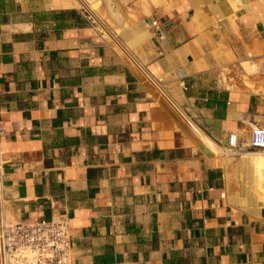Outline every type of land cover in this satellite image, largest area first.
<instances>
[{"label": "crops", "instance_id": "crops-1", "mask_svg": "<svg viewBox=\"0 0 264 264\" xmlns=\"http://www.w3.org/2000/svg\"><path fill=\"white\" fill-rule=\"evenodd\" d=\"M259 128L264 0H0L4 215L73 264H264Z\"/></svg>", "mask_w": 264, "mask_h": 264}, {"label": "built area", "instance_id": "built-area-1", "mask_svg": "<svg viewBox=\"0 0 264 264\" xmlns=\"http://www.w3.org/2000/svg\"><path fill=\"white\" fill-rule=\"evenodd\" d=\"M92 12V11H91ZM95 22L98 20L95 18ZM157 26V22L152 23ZM158 38L163 33H157ZM126 57L144 74L147 80L155 86L159 94L171 102L162 79L152 76L134 57L124 49ZM172 103V102H171ZM0 129V264H73L71 227L68 220H39L34 223H9L4 215V177L5 160L2 150ZM238 136L231 135L229 152L238 148ZM250 144L254 148L264 149V129L253 131Z\"/></svg>", "mask_w": 264, "mask_h": 264}]
</instances>
